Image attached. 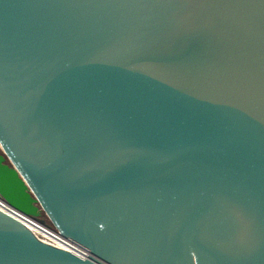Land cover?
<instances>
[{
    "label": "water",
    "instance_id": "1",
    "mask_svg": "<svg viewBox=\"0 0 264 264\" xmlns=\"http://www.w3.org/2000/svg\"><path fill=\"white\" fill-rule=\"evenodd\" d=\"M0 148L89 253L0 211V264H264V0H0Z\"/></svg>",
    "mask_w": 264,
    "mask_h": 264
},
{
    "label": "built area",
    "instance_id": "2",
    "mask_svg": "<svg viewBox=\"0 0 264 264\" xmlns=\"http://www.w3.org/2000/svg\"><path fill=\"white\" fill-rule=\"evenodd\" d=\"M0 211L10 215L11 217L17 219L21 223H23L40 241L53 245L55 247L65 249L71 253L72 251L62 248L59 245L62 244L65 247L69 248V245L63 240L64 237H62L52 226H50L49 222L44 219V217H41V219H44L45 222H41L39 220H35L29 216H26L23 214V217L19 216L16 212L17 210L10 207L1 197H0ZM20 213V212H19ZM66 239V238H64ZM70 240V239H67ZM71 241V240H70ZM75 254V253H74ZM77 255V254H75ZM79 256V255H77ZM82 257V256H79ZM83 258V257H82Z\"/></svg>",
    "mask_w": 264,
    "mask_h": 264
},
{
    "label": "bare ground",
    "instance_id": "3",
    "mask_svg": "<svg viewBox=\"0 0 264 264\" xmlns=\"http://www.w3.org/2000/svg\"><path fill=\"white\" fill-rule=\"evenodd\" d=\"M16 213L19 216L25 218L22 213H19V211L16 212ZM63 240L69 245V248L65 247L62 244L59 245L60 247L66 248V249L72 251L73 253H75V254H77L79 256H82V257H86L89 254L88 251L85 248H83L82 246L78 245L77 243H75L73 241H70V240H67V239H64V238H63Z\"/></svg>",
    "mask_w": 264,
    "mask_h": 264
},
{
    "label": "rangeland",
    "instance_id": "4",
    "mask_svg": "<svg viewBox=\"0 0 264 264\" xmlns=\"http://www.w3.org/2000/svg\"><path fill=\"white\" fill-rule=\"evenodd\" d=\"M0 154H1V155H4L3 152H2V150H1V148H0ZM8 163H9V162H8ZM42 217H43V216H42Z\"/></svg>",
    "mask_w": 264,
    "mask_h": 264
}]
</instances>
